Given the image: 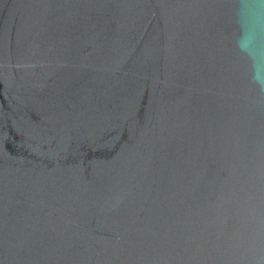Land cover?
Here are the masks:
<instances>
[{
  "label": "water",
  "instance_id": "obj_1",
  "mask_svg": "<svg viewBox=\"0 0 264 264\" xmlns=\"http://www.w3.org/2000/svg\"><path fill=\"white\" fill-rule=\"evenodd\" d=\"M236 4L0 0V264H264Z\"/></svg>",
  "mask_w": 264,
  "mask_h": 264
},
{
  "label": "clouds",
  "instance_id": "obj_2",
  "mask_svg": "<svg viewBox=\"0 0 264 264\" xmlns=\"http://www.w3.org/2000/svg\"><path fill=\"white\" fill-rule=\"evenodd\" d=\"M236 46L247 59L249 78L264 91V0H237Z\"/></svg>",
  "mask_w": 264,
  "mask_h": 264
}]
</instances>
